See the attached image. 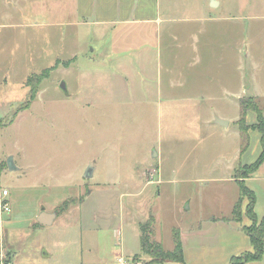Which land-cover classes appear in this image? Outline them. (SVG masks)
I'll list each match as a JSON object with an SVG mask.
<instances>
[{
	"label": "rangeland",
	"instance_id": "obj_1",
	"mask_svg": "<svg viewBox=\"0 0 264 264\" xmlns=\"http://www.w3.org/2000/svg\"><path fill=\"white\" fill-rule=\"evenodd\" d=\"M51 1L57 0H0V155L5 162L12 156L17 168L7 166L3 178L11 208V221L4 220L0 229L6 241L43 243L55 253L53 259L67 262L81 256L112 262L121 252L134 255L126 264H148L139 224L152 215V240L172 249L178 233L184 264H229L232 256L252 251L244 229L251 224L245 213L249 196L240 195L237 177L247 174L262 150L259 131L242 133L231 123L217 153L207 137L191 152L195 144L181 139L188 134L185 128L167 129L165 114L144 113V75L137 66L118 69L106 62L100 39L87 27L77 29L78 43L67 40L72 29L52 24L61 23L63 13L48 8ZM215 1L212 7L211 0H159L162 17L174 20L162 27H177L175 20L203 15L209 8L215 21L206 26L246 28L240 44L247 56L244 96H257L264 122V0ZM42 72L46 77L36 97L14 116L27 99V78ZM257 121V113L248 110L246 124ZM239 145L242 154L233 159ZM155 151L162 158L150 159ZM90 164L93 175L85 177ZM155 170L162 179L158 185L159 179L150 180ZM247 176L245 186L253 193L260 221L264 161ZM239 197L241 217L234 221L229 217ZM41 210L55 211L54 222L30 225H38L33 220ZM89 237L92 243H86ZM246 264H264V254Z\"/></svg>",
	"mask_w": 264,
	"mask_h": 264
},
{
	"label": "crops",
	"instance_id": "obj_2",
	"mask_svg": "<svg viewBox=\"0 0 264 264\" xmlns=\"http://www.w3.org/2000/svg\"><path fill=\"white\" fill-rule=\"evenodd\" d=\"M48 8H57L63 13V21L52 24L63 25L67 31L72 29L66 34L67 40L78 43L77 29L87 27L100 39L106 62H114L118 69H126L124 66L131 64L137 66V73L144 75V113L165 114L167 129L172 130L177 125L185 128L188 134L181 139L195 144L191 152L200 149L206 137L213 154L224 145L222 135L231 123L237 124L239 101L246 92L247 56L242 55L240 45L242 36L246 41V28L206 26L215 21L211 12H207L209 8L203 10V15L175 20L176 24L180 23L177 27L163 28L162 25L172 19L162 17L159 0H57L51 1ZM195 22H203V28L192 26ZM74 58L72 54L66 64H72ZM149 89L154 90L153 94ZM216 119L227 121V125L217 123ZM167 139H173L172 134H168ZM153 153L155 156L152 154L150 159L160 156L159 151ZM241 154L239 145L233 150V159H239ZM6 171L7 164L0 155V198L2 191L7 190L5 198L9 202L10 191L3 185ZM160 183L159 175V182L155 184ZM9 213L0 212V229L4 220L11 221ZM86 243H92L90 237ZM24 244L22 241L15 245L10 238L6 241L5 231H0V264H116L120 258L127 263L134 256L127 258L120 252L116 255L117 261L112 262L96 257L84 261L83 256L79 261L67 262L53 259L55 253L43 243ZM89 253L95 254V251L89 249ZM18 257L23 260L16 263Z\"/></svg>",
	"mask_w": 264,
	"mask_h": 264
},
{
	"label": "trees",
	"instance_id": "obj_3",
	"mask_svg": "<svg viewBox=\"0 0 264 264\" xmlns=\"http://www.w3.org/2000/svg\"><path fill=\"white\" fill-rule=\"evenodd\" d=\"M46 77V72H42L38 75L32 74L26 80V86H29V91L27 93V99L22 106H20L14 113V116L20 111V108H28L32 100L36 97L38 91V84L41 82L42 79ZM240 105V117L237 120V126L239 130L244 133L249 128L257 129L260 133V143L262 150L257 157V159L251 164L248 169L247 174L242 173V176L237 177V183L240 188V195L247 194L249 196V203L246 206L245 213L251 220V224L249 226H245L244 229L246 234L248 235L252 251H246L241 253L240 255L232 256L230 259L229 264H246V262L251 260H256L261 258L264 254V217L257 221L256 215L253 210L254 206V198L253 193L248 190L245 186V178L250 173H253L260 164L264 161V122H263V110L259 106V101L257 97L248 96L243 97L239 101ZM248 110H254L257 113L258 121L257 123L248 125L245 122V115ZM236 172V170H235ZM236 174V173H235ZM241 197L236 201L233 206L231 218L234 221H238L241 217V208L239 205ZM153 224H154V217L152 215L145 221L140 223V246H141V253L144 255L149 256L150 260L148 264L153 263H162L164 261H176L180 264H184L183 261V252L182 247L179 239L178 233H174L173 240H174V247L172 250H165L162 246L161 242L156 240H152V233H153Z\"/></svg>",
	"mask_w": 264,
	"mask_h": 264
},
{
	"label": "water",
	"instance_id": "obj_4",
	"mask_svg": "<svg viewBox=\"0 0 264 264\" xmlns=\"http://www.w3.org/2000/svg\"><path fill=\"white\" fill-rule=\"evenodd\" d=\"M215 3H216L215 0H211L210 6H212V7L215 6ZM60 88L63 89V90L65 89L64 82H61L60 83ZM216 122L219 123V124H221V125H224V126L227 125V121H224V120L216 119ZM154 156H155V154H154ZM6 163H7V166L9 168V170H16L17 169L14 166V164H13V158H12V156H9L8 157ZM92 170H93V165L90 164L87 167V169H86L85 177H91L92 176ZM55 217H56V212L55 211L52 212V213H47L44 210H42L39 213L38 217L36 218V221H37V223H39L41 225H51Z\"/></svg>",
	"mask_w": 264,
	"mask_h": 264
},
{
	"label": "built area",
	"instance_id": "obj_5",
	"mask_svg": "<svg viewBox=\"0 0 264 264\" xmlns=\"http://www.w3.org/2000/svg\"><path fill=\"white\" fill-rule=\"evenodd\" d=\"M149 175L151 177V179H150L151 182L152 181L153 182H157L158 181V179H159V172L158 171H156V170L155 171H151ZM7 194H8L7 190H3L2 193H1V197L3 196L2 198H0V212L1 213L10 211V204L5 198V196H7ZM116 264H126V262L122 258H120L118 263H116Z\"/></svg>",
	"mask_w": 264,
	"mask_h": 264
}]
</instances>
